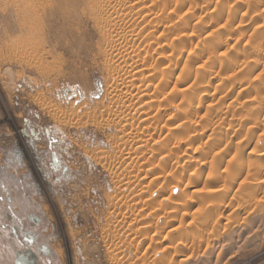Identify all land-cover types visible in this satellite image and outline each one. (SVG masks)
I'll return each mask as SVG.
<instances>
[{
    "label": "rangeland",
    "instance_id": "rangeland-1",
    "mask_svg": "<svg viewBox=\"0 0 264 264\" xmlns=\"http://www.w3.org/2000/svg\"><path fill=\"white\" fill-rule=\"evenodd\" d=\"M134 1L125 102L88 8L0 0V264H264V0Z\"/></svg>",
    "mask_w": 264,
    "mask_h": 264
},
{
    "label": "bare ground",
    "instance_id": "bare-ground-1",
    "mask_svg": "<svg viewBox=\"0 0 264 264\" xmlns=\"http://www.w3.org/2000/svg\"><path fill=\"white\" fill-rule=\"evenodd\" d=\"M62 1L65 4L64 12L68 10L71 13H75L79 7L88 8L90 10L92 16L91 20L93 24L96 25L99 37L101 36L104 41H106V45L109 46V50H111L112 53L114 52L113 58L111 57L108 59L106 57V63H109V67L119 68L120 71L123 72V75L115 76L116 80L113 79V84L117 88V92L114 94V98L118 101L129 102L131 100V95L126 91V87L131 85L132 80L129 76L124 77V74L131 72V70L137 67V64L136 62H132V58L126 55L127 53H130L133 48L132 46H134L131 39L135 36V29L133 28V25L128 21V15L132 10L138 8L141 4L139 2H135L134 0ZM1 2L10 6L12 8L10 13L15 14L16 20L18 22V28L19 30H21L20 35L22 41L21 45H18L20 48L29 46L31 38L41 35L44 36L46 32V0H1ZM62 18L65 19V17L63 16ZM185 22L186 21H182V23L179 25L182 26L185 24ZM27 49H29V47H26V51ZM44 52L45 50L42 49L41 54H44ZM42 58L43 56H40V59ZM41 64L42 66L40 67L46 68V63L45 66H43L44 63H42L41 61L39 65ZM180 91L182 90L180 89ZM127 120L128 118L126 116L120 118V122L122 123V125H128L129 123ZM144 121L146 120L144 119ZM139 139L141 140L140 137ZM172 188L177 189L179 192H181L178 186H173ZM194 192L196 191L194 190ZM215 215H217L216 211H213L212 213L206 212L203 215V219L208 223L209 221L214 220ZM177 232L178 230L176 231V234ZM194 247L195 246H193V248Z\"/></svg>",
    "mask_w": 264,
    "mask_h": 264
},
{
    "label": "snow or ice",
    "instance_id": "snow-or-ice-1",
    "mask_svg": "<svg viewBox=\"0 0 264 264\" xmlns=\"http://www.w3.org/2000/svg\"><path fill=\"white\" fill-rule=\"evenodd\" d=\"M0 203H3V211L5 213H11L13 211L12 201L7 197H0ZM31 241H26V244H30ZM25 245L19 244L17 245V254L13 258V264H30L28 256L25 254Z\"/></svg>",
    "mask_w": 264,
    "mask_h": 264
},
{
    "label": "water",
    "instance_id": "water-1",
    "mask_svg": "<svg viewBox=\"0 0 264 264\" xmlns=\"http://www.w3.org/2000/svg\"><path fill=\"white\" fill-rule=\"evenodd\" d=\"M25 254L28 256L29 254H30V251H25ZM30 264H34V262L33 261H30Z\"/></svg>",
    "mask_w": 264,
    "mask_h": 264
},
{
    "label": "crops",
    "instance_id": "crops-1",
    "mask_svg": "<svg viewBox=\"0 0 264 264\" xmlns=\"http://www.w3.org/2000/svg\"><path fill=\"white\" fill-rule=\"evenodd\" d=\"M16 254H17V253H16ZM16 254H15V255H16ZM29 261H30V260H29Z\"/></svg>",
    "mask_w": 264,
    "mask_h": 264
}]
</instances>
